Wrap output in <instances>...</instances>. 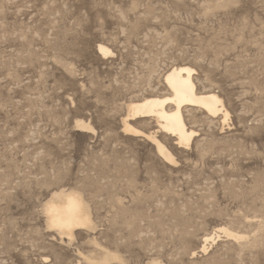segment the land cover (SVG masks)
I'll use <instances>...</instances> for the list:
<instances>
[{
  "label": "rangeland",
  "instance_id": "rangeland-1",
  "mask_svg": "<svg viewBox=\"0 0 264 264\" xmlns=\"http://www.w3.org/2000/svg\"><path fill=\"white\" fill-rule=\"evenodd\" d=\"M176 64L229 118L184 109L187 147L129 120L166 162L122 124ZM60 192L90 218L71 236ZM0 264H264V0H0Z\"/></svg>",
  "mask_w": 264,
  "mask_h": 264
},
{
  "label": "bare ground",
  "instance_id": "bare-ground-1",
  "mask_svg": "<svg viewBox=\"0 0 264 264\" xmlns=\"http://www.w3.org/2000/svg\"><path fill=\"white\" fill-rule=\"evenodd\" d=\"M97 52L106 55L111 51L108 47L98 44ZM195 74H197L196 69L187 64L173 65L163 75L167 94H151L130 102L128 105L129 113L123 119V132L146 136L155 145L160 157L166 162L173 161V156L169 150L155 136L144 133L132 125L129 120L136 118L154 119L156 129L174 137V143L178 147L189 146L198 134L196 130L189 128L185 122L183 110L188 107L197 108L209 118L216 119L224 125L229 118V112L225 108L222 98L212 89H200L196 85ZM77 125L80 128H87L84 123ZM54 196L60 197V200L49 199L44 204L48 225L71 236L74 228L87 225L90 222L82 200L77 193L60 192ZM228 234L233 236L232 233ZM212 239L211 235L205 236L201 249L206 250L207 241Z\"/></svg>",
  "mask_w": 264,
  "mask_h": 264
}]
</instances>
